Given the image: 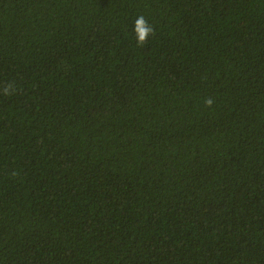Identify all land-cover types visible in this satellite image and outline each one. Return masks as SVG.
Masks as SVG:
<instances>
[{"label": "trees", "instance_id": "trees-1", "mask_svg": "<svg viewBox=\"0 0 264 264\" xmlns=\"http://www.w3.org/2000/svg\"><path fill=\"white\" fill-rule=\"evenodd\" d=\"M0 264H264V0H0Z\"/></svg>", "mask_w": 264, "mask_h": 264}, {"label": "clouds", "instance_id": "clouds-1", "mask_svg": "<svg viewBox=\"0 0 264 264\" xmlns=\"http://www.w3.org/2000/svg\"><path fill=\"white\" fill-rule=\"evenodd\" d=\"M134 33L136 36V42L138 47H142L149 39L150 36L155 34L153 26H151L143 15L136 18L134 22ZM15 91L14 85H7L3 89L5 96L12 95ZM214 101L212 98H206L205 104L208 107L213 105Z\"/></svg>", "mask_w": 264, "mask_h": 264}]
</instances>
